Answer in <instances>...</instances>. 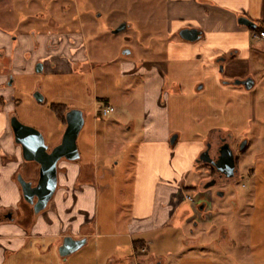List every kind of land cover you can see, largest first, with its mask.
Listing matches in <instances>:
<instances>
[{"label": "rangeland", "instance_id": "obj_1", "mask_svg": "<svg viewBox=\"0 0 264 264\" xmlns=\"http://www.w3.org/2000/svg\"><path fill=\"white\" fill-rule=\"evenodd\" d=\"M19 1L14 8L9 1L0 0V32L16 35L13 21L16 17L15 23L26 25V35L33 39V48L28 51L26 40H23V61L14 60L17 51L9 50L5 56L0 55V76L8 77L7 85L14 98L11 101L14 103L12 115L40 130L51 150L62 141L66 130L61 114L65 113L66 117L67 108L84 112L85 125L78 138L81 156L86 158L87 150L93 153L95 133H98V152L102 151V156L107 145L111 152L99 163L104 164L108 158L120 162L109 165L114 169L109 180L113 189L110 194L103 193L101 217L108 211L105 205L108 202L110 213H117L119 217V228H123L122 225L131 216L138 148L144 141L148 108L155 98L154 77L161 72L164 87L158 104L167 107L170 144L176 135L175 145L188 140H199L206 145L210 139L217 142L221 135H232L238 140H247L249 145L246 153H240V173L227 185L211 188L215 203L211 211L214 221L206 225L205 232L200 227L191 234L194 226L181 223L182 217L193 214L191 201L187 200L180 207L178 214L181 216L174 217L169 223L167 246L163 244L158 249L162 254L167 253L164 264H252L253 252L262 255L261 260L255 258L256 263H263L262 48L256 46L259 51L252 49L250 58L242 61H172L168 55L172 37L167 32V0ZM252 9L258 15L254 22L264 25V0H253ZM124 22L127 28L114 33ZM126 50L131 53H125ZM39 62L45 65L43 72L35 69ZM247 74H253L257 81L251 91L242 85L221 84L222 79L225 82L235 81ZM204 85L205 89L199 91ZM3 87H6L5 84ZM36 92L44 95V102L36 100ZM108 105L114 106L115 110L103 116L102 110ZM202 152L196 158L194 169L187 175V183L194 186L187 190V196L194 199L199 198L200 190H206L205 184L212 177L206 171L207 165L198 162ZM77 162L64 159L59 166ZM29 164L35 163L23 159V169ZM126 166L129 169L126 170ZM67 169L64 166L62 170ZM222 188L226 191L225 195H216ZM53 200L49 207L53 205ZM20 204V211L27 213L24 221L28 229L27 224L30 225V221L39 214L34 213L29 203ZM179 224L181 231L175 233L173 227ZM209 228L212 230L207 231ZM159 234L153 233L149 237L157 238ZM198 234L202 243L189 247V241L195 244ZM183 238L189 239L188 242H184ZM102 239L97 242L91 240L64 257L59 251L64 238L44 240L30 235L21 248L27 255L13 257L9 264H68L73 256L74 264H133L129 246L120 248L115 261H106L110 247L103 246L99 253L97 251ZM150 252L140 253L139 261L157 264L163 259L157 257V261L152 262L149 260Z\"/></svg>", "mask_w": 264, "mask_h": 264}, {"label": "crops", "instance_id": "obj_2", "mask_svg": "<svg viewBox=\"0 0 264 264\" xmlns=\"http://www.w3.org/2000/svg\"><path fill=\"white\" fill-rule=\"evenodd\" d=\"M252 2L253 0H167V32L172 37L168 45L170 59L186 63L194 60L207 63L214 60L219 63L234 59L242 61L250 58L252 49L258 50L256 46L264 49V43H256L253 39L256 31L239 23L240 17H248L253 21L257 19L258 15L252 9ZM186 28L200 30L201 38L195 42L184 40L180 33ZM28 37L26 36V51L33 48V41ZM3 42L8 48L7 54L9 50L14 52L8 34L0 32V45ZM21 50L23 49H17L18 53L14 58L16 62L23 61ZM26 64L28 65L27 62ZM160 73L154 77L155 98L152 100V106L148 108V126L145 128L144 141L138 148L131 216L122 225L124 227L119 228V217L117 213H110L109 202L105 204L108 211L101 217L100 202L103 193L110 194L113 189V184L109 180L114 169L109 168V165L110 163L117 165L120 162L108 158L104 164L99 163L102 161L101 158L110 156L111 152L107 145L101 156L102 151L97 150L99 134L95 133L93 153L87 150V157L81 156L77 163L60 164L59 185L53 198V205L30 221V225L27 224L28 229L24 220H0V264H9L13 257L22 258L27 255L21 248L26 245L30 235L35 239L44 240L51 237H85L87 243L106 238L97 245L98 253L101 247H110L106 261L110 259L115 261L120 248L129 246L132 249L130 258L133 264L140 260V253L146 254L149 251H152L149 260L155 262L157 257L163 258L161 260L163 263L158 262L164 264L167 253L162 254L158 249L160 245L167 246L169 223L174 217L181 216L178 214L179 209L187 200L191 201L193 214L182 217L181 223L194 226V229L190 230L191 234L200 227L202 232H205L206 225L214 220L200 221L195 206L201 195L208 202L211 201V192H199L196 201L187 197V190L194 187L187 183V175L194 169L196 158L204 150L205 145L199 140L170 144L167 133V107L158 104L164 87ZM7 78L4 75L0 76V95L10 98L6 108L0 105V213L7 208L16 209L23 198L16 174L21 167L23 168L24 158H21L22 149L15 142L10 124L14 103L11 102L13 99L11 89L3 87ZM146 81L148 82L147 79ZM222 82L225 85H236L234 81L225 82L222 79L221 84ZM205 87L201 86L198 90H204ZM1 150H5L8 156H1ZM29 163L35 164L25 166L23 175L28 180H37L39 164ZM64 166L68 168L67 171L62 170ZM127 168L129 169L128 166L125 169ZM254 208L256 209L257 205ZM195 219L198 221L195 222ZM180 227L181 224L173 227L176 229L175 233L181 231ZM209 230L212 229L209 228L207 231ZM157 232L160 233L157 238L149 237ZM137 240L142 243L139 249L135 245ZM195 240V244L189 241L191 244L189 247L202 243L200 234ZM251 256L254 257L252 264H264L255 261V258L261 260L262 255L258 256L253 252ZM73 257L69 259L68 264H74Z\"/></svg>", "mask_w": 264, "mask_h": 264}, {"label": "water", "instance_id": "obj_3", "mask_svg": "<svg viewBox=\"0 0 264 264\" xmlns=\"http://www.w3.org/2000/svg\"><path fill=\"white\" fill-rule=\"evenodd\" d=\"M239 23L252 28L257 27V23L248 17H240ZM127 28V23H122L114 30L119 33ZM201 31L196 28H186L180 33L181 37L190 42H195L201 38ZM126 50L125 53H130ZM45 65L39 62L36 65L37 72H43ZM236 85H245L247 89H251L255 81L253 78L245 80L237 79L234 81ZM38 102H44L45 97L41 92L35 93ZM66 130L62 141L53 149H49L45 141L43 133L35 127L29 126L21 122V120L13 115L11 117V126L14 132L15 142L22 147V155L26 162H36L39 164V177L37 183L28 180L24 175H18V183L21 187L23 198L33 206L35 214L45 211L53 200L59 185V163L62 160L78 161L81 153L78 146V138L85 125L84 112L81 109H70L66 113ZM178 136H174L171 140L172 145L176 143ZM245 144L243 145V147ZM210 162L216 166L227 178L235 176V155L228 143H226L221 155L217 161L209 156V150L201 153L199 162ZM215 182H208L205 188H211ZM87 243V238H74L66 236L63 244L60 246V254L64 257L78 251ZM157 264H162L158 262Z\"/></svg>", "mask_w": 264, "mask_h": 264}, {"label": "flooded vegetation", "instance_id": "obj_4", "mask_svg": "<svg viewBox=\"0 0 264 264\" xmlns=\"http://www.w3.org/2000/svg\"><path fill=\"white\" fill-rule=\"evenodd\" d=\"M9 1V4L10 6L12 7V5L14 6V8L17 7L18 5V2L20 3V1L18 0H14L13 3L11 4L10 1L11 0H7V3ZM14 10V9H13ZM16 17L13 19L14 21V26H15V30L17 31V34L16 35H9L8 34V38H9V41H10V44L12 45V49L16 52L17 49L19 48H22L25 46V41L23 40H26V25H24L22 23L20 24H17L15 23L16 22ZM32 39V38H31ZM36 39L37 37L35 36V39H34V42L36 43ZM33 41V39H32ZM260 51H264V49H260ZM8 52V48L6 46V44L3 42L0 46V55L1 56H5ZM13 57H14V54H13ZM15 58V57H14ZM38 64V63H36ZM248 78H253L254 81H255V84L254 86L251 88V89H247L245 85H242L244 86L247 90H252L255 85L257 84V81H256V78L254 77L253 74H247L246 76H244L241 80H245V79H248ZM7 82H9V79L8 81L5 82V86L7 88H10L8 85H7ZM4 86V85H3ZM241 86V85H239ZM14 99V98H13ZM1 100H2V103H1ZM9 100L10 98H6L4 97L3 95H0V105H2L4 108L7 107L8 103H9ZM3 108V109H4ZM13 116V115H12ZM11 116V117H12ZM10 124H11V118H10ZM15 138V137H14ZM236 141V142H235ZM235 142V143H234ZM228 143L230 145V147L232 148L233 152H234V155H235V162H236V168H235V176L232 177V178H227L225 175H222L221 171L216 167L214 166L213 164H211L210 162H199V159H198V162L201 163V164H204V165H207L206 167V171L211 173L212 174V177H211V180L208 181V182H215V184L213 186H211V188L215 187V186H225L227 185L231 179L235 178L238 173H240V170H241V163H240V153L243 154V153H246L247 150L249 149V145H247V140L245 139H240L238 140L236 137H233L232 135H230V137L228 136H219V139L217 142H213L211 139L206 143L205 145V148L203 150L206 151V150H209V156L214 159L215 161H217L221 155V150L223 148V146ZM245 144V146L243 147V145ZM20 145V144H18ZM21 147V145H20ZM22 149V147H21ZM202 152V153H203ZM1 156L3 157H7V152L5 150H1ZM24 173V170L23 168L21 167L18 171H17V174H16V180L18 181V175L19 174H22L23 175ZM34 184L37 183V180H32ZM207 182V183H208ZM211 188H206V190L202 191L200 190L201 192H206V191H210L211 192V195H212V200L208 202V200L206 198H204L202 195L200 196V201L198 202V204H196V211L197 213L200 215V218L201 220L200 221H212L213 220V214H212V210L214 208V201H213V197H214V194H213V191L211 190ZM200 192V193H201ZM226 193V191L222 188V189H218V191L216 192V195H221V196H224ZM189 199L193 200V201H196L194 198H192L191 196H187ZM27 202L24 198H22L21 202ZM19 203V204H20ZM28 203V202H27ZM21 205V204H20ZM30 206L33 208V206L30 204ZM34 211V210H33ZM26 211L24 210H21L20 211V208L17 206L16 209H13V208H7V209H4L1 213H0V220H6V219H9V220H24L25 218V215H26ZM195 222H197L198 220L195 219L194 220ZM135 264H142V262L140 261H136Z\"/></svg>", "mask_w": 264, "mask_h": 264}, {"label": "built area", "instance_id": "obj_5", "mask_svg": "<svg viewBox=\"0 0 264 264\" xmlns=\"http://www.w3.org/2000/svg\"><path fill=\"white\" fill-rule=\"evenodd\" d=\"M253 39L256 43L263 44L264 43V30L256 31L254 33ZM114 106L108 105L102 110L103 116H108L112 111H114Z\"/></svg>", "mask_w": 264, "mask_h": 264}, {"label": "trees", "instance_id": "obj_6", "mask_svg": "<svg viewBox=\"0 0 264 264\" xmlns=\"http://www.w3.org/2000/svg\"><path fill=\"white\" fill-rule=\"evenodd\" d=\"M251 29L255 32V31H261V30H264V25H257V27L256 28H252L251 27ZM1 103H2V100H1ZM69 110V108H67L66 110H65V112L66 111H68ZM61 118L64 120V122L66 123V118H65V113L64 114H61ZM191 189V188H190ZM141 241L140 240H137V241H135V245H136V247L139 249L140 247H141V244L142 243H140Z\"/></svg>", "mask_w": 264, "mask_h": 264}]
</instances>
